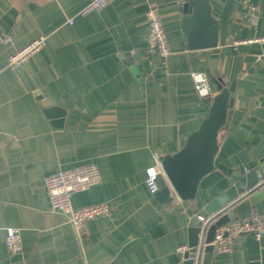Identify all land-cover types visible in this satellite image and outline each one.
Returning <instances> with one entry per match:
<instances>
[{
    "label": "crops",
    "instance_id": "0c3cea01",
    "mask_svg": "<svg viewBox=\"0 0 264 264\" xmlns=\"http://www.w3.org/2000/svg\"><path fill=\"white\" fill-rule=\"evenodd\" d=\"M87 1L0 0V264H179L176 248L187 245L197 215H208L204 206L263 167L264 43L232 41L264 35V0H210L213 47L200 22L190 23L197 36L189 43L183 10L188 3L191 13L192 0H112L82 13ZM248 3L258 7L255 25ZM149 8L161 17L166 60L146 52ZM40 36L22 63L7 64ZM192 70L204 72L211 95L196 94ZM226 85L230 113L214 169L192 200L180 199L160 174L170 197L159 202L144 182L146 167L184 144ZM51 106L64 113L60 127L44 111ZM86 162L98 166L100 181L71 203L106 202L110 212L75 227L50 211L43 177ZM231 208L237 218L264 214V176ZM9 226L20 230L17 253L4 244ZM211 264H264V235L240 234Z\"/></svg>",
    "mask_w": 264,
    "mask_h": 264
},
{
    "label": "water",
    "instance_id": "95a60500",
    "mask_svg": "<svg viewBox=\"0 0 264 264\" xmlns=\"http://www.w3.org/2000/svg\"><path fill=\"white\" fill-rule=\"evenodd\" d=\"M185 16L183 29L192 44L197 34L190 28V23L198 22L205 24L208 34L205 35L207 46H216V19L211 13L210 0H192V10L188 13V3H184ZM196 29V27H195ZM230 87L227 85L218 91L210 102L208 115L201 121L198 128L186 137L184 144L174 153L159 157L164 175L168 179L170 188L183 200H192L196 196L198 185L202 177L214 169V158L217 153V136L222 127L226 125L229 117ZM46 115L60 127L62 124L63 111L56 106L44 109ZM60 116L58 119H54ZM261 169L252 170L245 176V182L231 184L224 192L215 196L205 206L208 215L213 214L214 220L202 226L198 221L188 229L187 249L182 253L179 264H211L215 252L213 238L216 226L236 218L231 208L243 190L252 188L258 180L264 176V163ZM169 186H162L155 193L159 202L170 197ZM199 232L201 235L199 236ZM203 242L202 245H198ZM197 246H199L197 248ZM198 252L197 261L194 263L193 256Z\"/></svg>",
    "mask_w": 264,
    "mask_h": 264
},
{
    "label": "built area",
    "instance_id": "2783aa9c",
    "mask_svg": "<svg viewBox=\"0 0 264 264\" xmlns=\"http://www.w3.org/2000/svg\"><path fill=\"white\" fill-rule=\"evenodd\" d=\"M112 0H88L81 9L82 13H87L95 9H101L107 6ZM245 13L249 22L255 25L258 20V7L254 3L244 5ZM148 27L146 36V52L148 54H156L161 59L166 60L170 54L167 37L165 35L160 14L155 8H149L146 11ZM70 21V19H69ZM6 37L4 40H8ZM44 41V37L40 36L31 43L18 51L11 53L7 57V64L16 66L22 63L26 55L39 48ZM258 41L264 43V35L248 38L242 41L233 40L232 44L237 45L240 42ZM189 75L193 82V87L199 97H208L212 90L207 76L199 70H192ZM164 174L159 156L155 154V161L145 169L144 182L148 191L152 194L156 193L160 188L158 177ZM100 181V170L94 162H86L73 168H60L57 171L47 174L43 177V184L46 188L50 211L62 215L75 227H79L84 222L108 215L110 206L106 202L94 203L82 207H73L71 196L79 191H83ZM202 226L214 220L211 215H197ZM242 233H250L256 239L264 235V214H254L248 217H240L231 219L221 225L216 226L214 235L210 243H213L217 252L228 251L235 239ZM201 232H199V236ZM199 242L198 245H202ZM4 244L10 253H17L21 250L20 230L17 227H6ZM199 246H197L198 248ZM187 249V245H179L176 250L183 253ZM198 252L193 256L194 263L197 261Z\"/></svg>",
    "mask_w": 264,
    "mask_h": 264
}]
</instances>
